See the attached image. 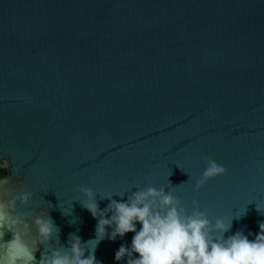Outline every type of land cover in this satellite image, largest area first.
I'll return each mask as SVG.
<instances>
[{
    "label": "water",
    "instance_id": "95a60500",
    "mask_svg": "<svg viewBox=\"0 0 264 264\" xmlns=\"http://www.w3.org/2000/svg\"><path fill=\"white\" fill-rule=\"evenodd\" d=\"M207 159L227 171L197 190ZM5 179L0 203L27 222L26 241L42 211L59 229L36 264L69 249L73 234L95 238L84 188L102 210L108 194L127 202L175 189L189 215L204 211L213 225L246 207L225 238L258 233L264 0H0ZM3 232L0 244L14 237ZM133 235L103 240L100 264H126L115 252Z\"/></svg>",
    "mask_w": 264,
    "mask_h": 264
},
{
    "label": "clouds",
    "instance_id": "9594fccd",
    "mask_svg": "<svg viewBox=\"0 0 264 264\" xmlns=\"http://www.w3.org/2000/svg\"><path fill=\"white\" fill-rule=\"evenodd\" d=\"M226 171L217 161L207 159V167L196 183V189L202 188L210 179L225 175ZM7 183V179L0 180V186ZM81 191L87 197L83 206L97 220L95 238L82 242L73 234L69 249H56L50 258H41L39 264H100L95 254L98 245L106 238L115 241L128 233L134 234L131 246L119 247L115 252L117 262L127 258L126 264H264V222L259 223L258 233L246 235L237 231L225 238V233L232 228V221L246 215V207L231 219L216 218L213 225L204 211L196 209L189 215L181 207L175 189L166 192L163 188L149 187L133 193L127 202L112 199L108 194L110 203L103 210L90 188ZM28 198L26 194L21 199L27 202ZM257 211L264 215V206L257 204ZM108 212L113 214L107 217ZM35 224L36 237L26 241L27 222L12 216L8 206L0 203V239L4 229L14 231L13 239L0 244V264H36L40 246L47 245L59 229L45 211ZM250 236L254 238L250 239Z\"/></svg>",
    "mask_w": 264,
    "mask_h": 264
}]
</instances>
